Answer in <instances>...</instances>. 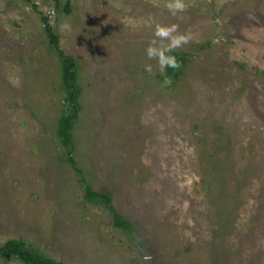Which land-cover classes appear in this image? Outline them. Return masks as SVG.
<instances>
[{
    "label": "rangeland",
    "instance_id": "1",
    "mask_svg": "<svg viewBox=\"0 0 264 264\" xmlns=\"http://www.w3.org/2000/svg\"><path fill=\"white\" fill-rule=\"evenodd\" d=\"M166 2L0 0V247L264 264V0ZM157 24L190 36L179 69L145 55Z\"/></svg>",
    "mask_w": 264,
    "mask_h": 264
},
{
    "label": "clouds",
    "instance_id": "2",
    "mask_svg": "<svg viewBox=\"0 0 264 264\" xmlns=\"http://www.w3.org/2000/svg\"><path fill=\"white\" fill-rule=\"evenodd\" d=\"M165 7L168 12L175 16L182 12L186 5L184 0H167ZM154 39L145 48V55L149 60H156L161 73H166L167 69L173 70L181 67L180 61L172 55L175 49L182 47L189 42L190 36L178 32V25L155 26ZM152 65L146 64L145 71L152 72Z\"/></svg>",
    "mask_w": 264,
    "mask_h": 264
},
{
    "label": "trees",
    "instance_id": "3",
    "mask_svg": "<svg viewBox=\"0 0 264 264\" xmlns=\"http://www.w3.org/2000/svg\"><path fill=\"white\" fill-rule=\"evenodd\" d=\"M45 27L51 37L52 44H54V46H57L58 38L50 32V26L47 23H45ZM68 128H69V123L68 121H65V126L61 130L65 142L69 141ZM0 255L3 257L15 256L28 264H57L56 262L52 261L49 258H45L38 254H34L28 251L27 249L24 248L23 243H17L15 241H9L3 247H0Z\"/></svg>",
    "mask_w": 264,
    "mask_h": 264
}]
</instances>
